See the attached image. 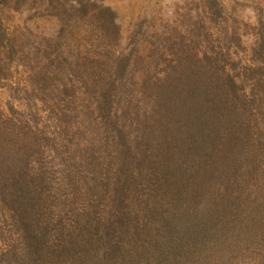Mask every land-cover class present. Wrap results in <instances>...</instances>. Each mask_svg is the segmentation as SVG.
I'll use <instances>...</instances> for the list:
<instances>
[{
  "label": "rangeland",
  "instance_id": "rangeland-1",
  "mask_svg": "<svg viewBox=\"0 0 264 264\" xmlns=\"http://www.w3.org/2000/svg\"><path fill=\"white\" fill-rule=\"evenodd\" d=\"M259 33L264 34V0H0V164L28 162V181L42 197L33 200L30 211L35 210V218L48 222L51 232L82 229L81 236L92 238L89 249L82 251H88L86 264H121L120 256L133 246L131 241L155 238L162 221H171L158 218L169 212L166 205L152 208L147 191L160 203L163 195L179 197L191 190L195 195L204 183H197V178L208 176L195 169L200 156L193 159L187 153L192 140L183 141L178 127L174 136L168 129L174 138L169 166L163 168L161 159L140 162L141 167L134 162L133 174L140 171L155 178L139 184L135 179L131 184L104 182L110 172L105 168L106 147H80L91 139H106L110 132L102 122L99 131L93 128L92 122L102 120L96 109L101 93L97 84L115 78V63L131 55L130 70L117 80L122 79L125 94L114 103L113 114L135 132L138 123L153 121L149 110L156 112V102L161 104L164 97L170 105H182L184 112L191 108V75L210 95L223 93L226 73L232 74L244 95L238 102L236 130L241 128L246 138L244 126L255 113L257 94L252 84L255 71L248 68L259 63L253 51ZM222 61L223 73L215 66ZM257 100L261 123L255 133L264 136V101ZM134 111H142V121L131 115ZM76 123L84 131L72 134L68 129ZM221 129L219 143L235 138L232 141L239 145L245 140ZM160 140L164 146V135L146 141L156 159ZM193 141L202 142L197 135ZM260 142L249 154L244 149L236 154L235 145L234 150L226 148L228 156L235 152L229 167L233 168L211 178L214 185L209 181L201 186L205 191L215 186L220 193L239 194L234 206L222 211L227 222L214 218L202 238L187 234L185 252L160 264H264V140ZM202 204H196L197 212L213 209L208 202ZM120 208L129 210L124 221ZM18 236L9 212L0 209V253L17 244ZM0 264L7 263L0 259Z\"/></svg>",
  "mask_w": 264,
  "mask_h": 264
},
{
  "label": "trees",
  "instance_id": "trees-1",
  "mask_svg": "<svg viewBox=\"0 0 264 264\" xmlns=\"http://www.w3.org/2000/svg\"><path fill=\"white\" fill-rule=\"evenodd\" d=\"M257 36V44L253 48V51L256 55L254 58H256L259 63L255 67L248 68L249 70H254L256 74L252 82L253 89L255 87V94L257 93L256 97L253 96L256 98V100L253 99V104L255 105V107H253V112L255 113L250 114L249 121L247 125L244 126L246 127L244 131L248 134L246 138L240 135L241 128L236 130L240 127L236 124L238 122L237 118L240 110L238 102L240 98H244L243 93L240 91L242 87L240 88V83H235L234 77L229 73H226V77L223 80L225 86L221 90L224 94L216 91L210 95L205 94L204 85L198 82L199 78L195 75H191V77H193L192 82L187 85V94L189 96L187 102L191 105L190 109H186V112H184V110L179 108L182 105H170V103H167L168 98L164 97V101L161 104L156 102L159 107L156 112H153L151 109L149 110L152 114V118L150 117L149 121H153L150 124L148 122L147 124L142 122L138 123L139 127L137 131L133 132V126H128L126 123L123 124V121H120V115H117L116 112L113 114L114 103L119 102V99L125 94L121 87L122 79H119V81L117 80L118 77H122L123 74L130 70L131 55L125 54L119 62L117 61L113 71L115 78L108 79L105 84L99 81L96 86L101 92L96 99V109L102 120L99 123L92 122L94 129L99 131L102 122L107 130L110 128V132L106 135V139H103L104 141L101 140V138L91 139L86 145L80 146L86 148V146L91 147L93 144H96L99 148L106 147L104 149V154L107 155V159L105 158L107 160L105 168L109 169L110 172L105 168L103 169L105 172H109V175L104 178V182L117 185L121 183L131 184V181L135 179L137 184H139L145 182L143 179L148 180L150 178H155L152 175H150L151 177H147L146 173L140 171L133 174V165L135 162L137 163L136 166L141 167L143 164L140 162L152 160L157 162V160L161 159L163 168H165L166 165L169 166V155L172 153L171 143H173L171 139H174L170 138L169 128L172 129L171 136L176 134V130L179 127L181 128V139L183 141L185 138H187L186 141L188 139L192 140V147L191 145H187V153H191L193 159H195L194 157L197 158L200 156V161L195 169L197 172L205 173L208 176L197 178V183L200 182L199 184L203 183L202 181H204L203 184L211 181L214 185L216 182L211 178L219 174L220 176L226 175L229 173V170L233 168L229 167L232 166V156L235 152L233 151V153H231L232 155L229 154L228 156L225 152L226 148L234 150V147L237 146L235 148L236 154L243 149L246 151V154L251 153L253 145L259 144L260 140L261 142L264 140L263 135L255 133L257 129H259V123H261V121H259L260 118L257 117V108L259 106L258 104H260V102H257V99L259 97L262 102L264 101V34L259 33ZM225 55H227V52ZM221 63L220 66H215L222 69L223 73L225 71L223 65L225 61ZM198 69L200 70V68ZM82 81L86 84V80ZM148 81L149 79L145 78V83ZM67 85H70V87L73 86L72 83H67ZM225 87L230 90H227ZM93 88H95V85H93ZM154 107L155 106H153V108ZM130 113L131 115L134 114L137 120L140 119L142 121V111ZM176 115L180 118L179 120L175 117ZM260 117L264 120V115ZM88 123L84 125V129ZM224 127L228 131L233 132L234 136L238 133L240 138L242 137L245 140L242 142L239 140L241 144L236 145L238 143L232 141L235 139L233 136L234 139H223L220 140L221 143H219L217 137L221 133V128ZM68 131L83 132L84 130L76 123V125H72V129H68ZM162 135L166 137V144L163 146L162 141H158L160 143L156 150V159L152 154L151 144L146 141L157 140V138ZM196 135L201 138L203 143L200 141L194 143L193 138L195 140ZM207 138L210 139L208 140V145L205 144ZM70 139L71 137H69L68 140ZM137 140L140 141L138 142ZM2 148L3 145L0 146V149ZM18 151L21 152L20 150ZM23 154L25 153L23 152ZM14 158L15 157L12 156V160ZM1 163L0 209L9 212L13 225L16 224L19 231L17 244L2 250L0 253L1 262L3 261L7 264H10V262H13V264H86L88 261V257H86L88 251H82L84 249H89V245L93 243L92 238L81 236L83 233L82 229L78 232L72 231L70 234L65 232L57 233L56 231L51 232L49 223L38 221L37 218H35L36 214H32L33 212L35 213V210L30 211V209H34L32 204H35V198L40 200L42 197L40 196V190L37 191L32 187L33 184L28 181L29 176L25 172L28 162H20L17 165L12 162L6 163V161ZM219 163L224 165L225 168H222V166H218L217 168L216 164ZM222 169L227 170L226 173L221 172ZM100 170H102V168H100ZM101 180L102 179L99 178L95 182L97 183ZM201 186L199 192L195 195H193V190L185 191L184 196L180 193L179 197H174L173 195L169 196V194L168 196L163 195L161 197V203L151 195V193H153L152 191H147V195L151 200L149 198H144V201L150 200L148 204H150L152 208L166 205L165 208H167L166 211H168L169 214L160 215L161 217L159 216L158 218L161 220V218L167 217L171 222L168 224L162 221L163 229L161 231H155V238H150L146 241H131L133 246L120 256L121 259L119 261H122L121 264H155L156 262L160 264L162 261H167V263H169L177 257L175 255L179 256L184 251L182 246L184 245L185 239H183V237L186 238L187 234L192 238H202L208 232V229H206L208 227L207 224L214 223V218L227 222L226 211H222L233 205L234 201L238 199L237 196L239 194L234 191L220 193L215 186L205 191ZM216 195L217 197H215ZM180 196H182V198H180ZM197 199L198 201H196ZM194 201H196V203ZM204 202H208L209 208L213 209L206 210L204 211L205 213H202L200 210L197 212L196 204H202ZM128 211L129 210L122 211L120 208L119 212L122 214L120 219L124 216H128L129 214L126 213ZM129 217H131V215ZM148 217L150 218V216ZM121 220L124 221L123 219ZM173 223H176L175 227Z\"/></svg>",
  "mask_w": 264,
  "mask_h": 264
}]
</instances>
